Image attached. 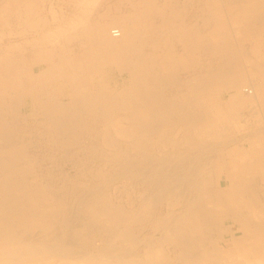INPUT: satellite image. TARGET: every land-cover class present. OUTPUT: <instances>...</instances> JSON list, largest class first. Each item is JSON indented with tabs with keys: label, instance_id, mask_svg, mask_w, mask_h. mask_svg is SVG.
Wrapping results in <instances>:
<instances>
[{
	"label": "bare ground",
	"instance_id": "1",
	"mask_svg": "<svg viewBox=\"0 0 264 264\" xmlns=\"http://www.w3.org/2000/svg\"><path fill=\"white\" fill-rule=\"evenodd\" d=\"M220 1H222V4L229 3V6L232 9H235L233 11L234 12L233 19L237 22V24L240 25V28L236 33L240 34L239 38L242 39V42L243 40L248 41L247 43H251L250 41L254 42V44L250 45L249 48H246L245 47L246 45L244 44L247 53L246 55L243 54V57H245L243 61L240 60L241 59V57H239L240 53L238 54L235 49L237 45L235 46V44L231 43L232 41L231 32H229V29L226 28V24L224 25L223 20H221L223 19L221 18L222 16L221 17L218 16L219 12L216 11L217 12L216 21H218L221 24V26L218 27V31H214V30L210 31L212 32V36H213L212 38L214 40H211L209 39V37L205 36L206 31H205V35L202 34L201 35L202 37H200V39H197V37L191 39L193 33L191 30L193 29L185 28L184 30L181 31L178 30L177 27L178 25L173 26L172 23L174 22H171L170 19H167L166 18L167 15L165 13L155 10L153 0H135V4L133 5L132 9H130V11L127 14L123 15L122 20L121 21L119 20L120 22L116 23V26L115 24L111 25L99 21L97 22L94 21V23H90L88 20L85 21L84 20L85 17H84L78 19L76 18V20L74 21L72 20L70 24L71 28L69 27L66 29L65 27V30L61 29L62 32H58L57 30V33L54 34L53 33L48 34V32L42 33V36L40 35L41 39L40 38L37 40L34 39V41L38 43L41 40L40 43H42L43 41L46 47L45 50L44 49L40 50V47L33 50L34 52L33 55L38 63L37 65L31 63L29 65L30 70L28 69L29 72H26L28 70L27 69L25 70V65L24 66L22 65L25 63H23L21 60L18 59V55H16L18 60L15 59L14 54H13L14 58L10 57L11 53L9 57L6 58L0 57V119L3 112L4 113L7 112L6 117L8 118L7 121H0V124H2L0 126V185H2L0 186V190H2L0 196L1 194L3 195V197L1 196V200H0V264H105L103 258H110L111 261H115L117 262V264H264V132L261 131L262 129L260 130L261 132L259 133V137L255 135V133L248 135L249 133L248 132L247 135L244 133L246 136L242 134L243 136L241 137L244 138L237 141L235 140L236 142L234 141L232 143L235 146L237 144L240 146H236L234 148L225 151H220L218 149L221 155L217 156L215 164L213 166L216 167L218 164L220 169L219 171H215L213 175L211 172H209L208 175V174H202L206 171L204 169V172L202 173L200 172V176H198L197 179L193 177L192 178L190 177L191 180L188 179L189 180V182L187 181L188 187L186 188L188 189V191H190V193L188 194L186 192L188 194L186 195L187 199H185L184 202L179 198L171 201L167 205V209L168 208L169 209L167 211L166 216L170 220L165 218L164 216L165 214L163 216H159L156 220H154L155 222L153 223V228H154V232L155 231L156 232L154 233L151 239L145 237L142 240L143 245L146 249V254L141 256L140 260L131 259V257L128 255L129 252L126 253L124 251L127 250L126 248L124 249V247H127L126 244L133 246V244L136 243V240L134 238L135 236L132 234L133 229L129 226L128 223L129 220L127 221V219L130 217V214L129 213L126 214V211L122 210V208L118 212L114 213L113 211L111 213L112 207L111 208L104 207L105 206L104 204L107 203L102 201L104 200L103 198L104 196L99 194L97 195L95 192L94 193L92 192L93 195L89 197L91 199L88 200L85 206V210L89 214L90 220L92 219L91 223H97L99 224V226L101 225L103 227H106L105 229L108 228L112 234V238L110 239L109 237L110 241H108V244L105 243L106 247H104V249L102 248L99 252H97L95 249L97 254H91V253L88 254L89 252L88 253H86V251L79 252L76 250L77 248L76 245H78L76 243L78 242L79 238L82 237L76 236V234L75 237L73 236L75 231L76 233H79V230L83 228L84 222L80 225L79 224L77 225L80 227L79 230L75 228L76 224H74V228L69 227L67 224L68 222L67 219L58 218L53 215V213H57V210L58 212H61V208H59L62 205L61 203H58L57 208L56 209L54 208L52 212H49L48 210L50 209L46 210L44 206L45 204L42 202L44 200V196L41 194V192H39L38 189H37L38 190L37 193L35 187L33 188V190L29 191V189L23 187L22 184L23 182L22 183L20 182L21 181L19 180L20 178L19 177L16 178L17 175H15L14 177L10 173L11 177L3 176L4 174H6L8 170H10L11 167L18 165L19 163H22L23 159L28 158L27 154L15 150V148H13L12 146L8 145L4 148L3 147L1 148V146L4 143L9 142V140L13 136L12 133H15L14 129L16 124L13 122V120L16 117V111L14 110L13 112V109L19 104L20 100L18 98H15L10 100V102H6L5 95L6 94L9 95V93L11 92L18 93L20 97L22 94L23 95L25 94L24 96H27V98L31 100V105L34 113L40 114V116H42L45 119L46 125H44V127L46 126V128H49L50 133L61 138L62 143L65 145L77 146L79 148L80 145L78 144L80 143V139H81L79 134L82 135V133L80 132H82L83 129H87L89 130V133H91V132H95V128H97L96 126L99 125L101 127H105V126L108 127V125L115 127L116 128L115 134L121 143L120 147L116 148L115 146V149L119 152V156L117 155L116 157L119 158L120 156H123V154L125 153L124 151L125 148L122 149V143L126 142L128 143V145L132 144L135 150H139L143 148L142 144L145 142L150 144L153 142L155 143L153 139L155 137H157L158 143H161L163 146L166 143V147L168 145H171L172 149L174 150L178 146L177 138H174L173 140H166L167 137L165 133L166 130H168L167 128L169 126L176 128L182 127L183 129L185 128L184 130L187 131L183 136L185 138H182V140L179 138L181 141H183L184 139L185 140L188 139L187 136H192L187 134H190L193 131H198V135L200 137L201 135L207 136L211 131V130L208 131L209 128L211 127L217 128L221 123L227 121L228 119L230 121L233 120L236 121L240 118L242 119V117L244 118L245 111H249L250 117L255 118L256 115L258 114V107L264 108V40L262 39L260 41V37L258 36V34H255L256 32H253L258 27L255 28L252 27V25L254 26V24H257L258 21H259V25L261 23L260 21L262 20V18L261 20H259L260 18L258 16L264 15V0L261 6H259L260 4L258 5V3L255 2V0H220ZM22 2L26 5V8L23 10L21 4L19 3V6L17 7V11L16 9L15 11L19 12V10H23L24 14L26 15L28 14V16L30 15L32 16L35 10L34 7L35 3H32L31 0L30 1L23 0ZM16 3H18V0H16ZM36 6L38 8V5ZM218 7H222V6H218ZM4 9L5 8H3V10ZM244 11H246V13L249 15L251 20L248 18L245 19L243 17ZM252 15H258V16H252ZM156 16H158V18H161L160 19L161 26L159 27L158 26L156 27V25H154V20ZM247 20L248 21L250 20V24H248ZM38 21H40V19ZM35 24L36 22H34V25ZM182 26H184V24ZM166 29L169 30V34L171 35L169 34L166 35L165 33V36H162L164 38H161V36L159 37L158 31L159 30L165 31ZM68 31L69 32L71 31L70 36L68 35L69 34ZM66 35H68L69 37ZM60 37H64V38L68 37L69 42L70 39L72 41L80 40V42L76 44L77 47L76 49L80 48L81 51L83 52L81 53L80 51L71 48L66 49L65 43H64L65 45L60 46V49L58 47L49 48L48 45L50 43L55 42L56 40H59ZM176 40L182 42L183 50H184V53H181L180 54L181 56L178 57L180 59L179 64H181V62L186 61L181 59L183 58V56L187 54L188 56H190L191 55L190 52H194V50H200V49L204 50V48L208 50L211 54H213L214 58L216 57L215 60L216 68L214 71L210 72L208 75L205 76H202L201 73L196 75L195 73L194 74L192 73L190 75L191 80L189 79V81L187 82V86L189 88L191 85V90L189 94H184L181 96L182 99L180 103H176L174 101H167L169 98L165 100L163 98V95H161L160 93L161 88H163V86L165 85L169 86V84L172 85L176 83V78H174L173 75H170L167 78H165L163 74L158 75L156 71V69L158 68V63H157L158 60L156 61V57H155L157 50L155 51L153 50V48L158 46L159 44H164V46H166L168 44L170 45L171 43H173V41ZM211 41H214V43H212ZM145 45L151 47V50L150 51L143 50ZM33 47L35 46H32V48ZM14 49L17 50V48ZM208 51H205V53H207ZM178 60L174 59V57H172L171 55L169 56L168 54H165V57L160 62L158 69L169 70L175 68L176 64L178 63ZM187 62L189 63V61ZM195 64L196 63H194V65ZM186 65L187 64H185V66ZM111 66L117 67L121 72L127 71L130 74V86L124 88L123 90L117 93L109 92L106 89V85L102 80V75L106 72V69L110 68ZM195 66L197 67V65ZM193 67L194 66H192L191 68ZM204 73H205V68H204ZM97 75L99 76V79L97 78V84H96L94 78ZM256 77L258 78L255 79ZM180 90H182V88ZM212 91L222 92L223 94H232L229 97L230 100L229 104L228 102L226 103L228 104V106L224 107V105H222L223 103L218 102L214 98ZM115 110H117V112L118 110L120 112H124V115L123 117L119 118L117 122L112 123V121L110 120L111 118H113L112 113ZM263 110L264 109H262L261 111L262 113H264ZM261 112L259 114H261ZM85 119H87L86 122ZM96 120H100V121L94 123V121ZM242 120L245 123H247L248 121V119L247 120L242 119ZM236 127L238 128L237 124ZM168 131L171 132L170 130ZM179 131L180 133L183 132L182 130ZM217 131L219 132V130ZM230 131H232L231 128ZM256 131L257 130H255V132ZM89 135L92 136V133ZM178 136H180V134ZM220 136H223V134L222 135L220 134ZM104 140H103L104 142L108 141L109 145L110 144L113 145L115 142L118 143L117 140L116 141L113 140L111 136L109 137L106 134L104 135ZM200 140L202 141V139ZM230 140L228 141L230 142ZM57 143L58 142H56V144ZM193 143H194L193 139L189 140L188 142V146H190L191 151L194 148L195 143L194 144ZM202 144H198L197 145L198 148H202L201 147ZM210 145H211V141H210ZM211 146H209V148ZM63 149L65 150V148ZM82 151L87 153L90 152L92 154L95 151V149H93V146L89 145L88 147L83 148ZM147 152L149 154V151ZM203 154L207 155V152ZM99 156L104 160L108 158L107 155L99 154ZM111 159L114 158L111 157ZM111 159L110 161H113ZM200 159L201 161L204 160L201 157ZM184 162L188 163L186 160ZM181 163L179 165H181ZM205 163H203L204 164L203 166H206ZM119 164H121V162ZM131 164L132 163H130V165ZM172 164L175 165V163ZM207 164L209 166L210 162H208ZM155 167L149 173L148 172L144 173L143 170L142 173V171L139 169L140 170L139 175L150 174L149 181L143 180L144 181L143 184L148 185L150 190L156 193V191H159V187L162 186V184H167V183L169 184L170 181H172V179L169 181V177H167L166 174L167 172L163 173L162 170H159V168L155 169ZM195 167H192L193 170ZM181 169L183 170L182 167ZM221 169H223V171L225 172L224 181L222 180L220 174ZM198 171L200 170L198 169ZM209 171H211V168L209 169ZM133 172L134 171H132V173ZM132 173L129 172V175ZM136 173L138 174V171ZM136 173L135 172L133 173L134 175L133 177H135ZM177 173L180 172L178 171ZM189 173H191V171ZM177 176H179V178L181 179V176L179 174H177ZM195 176H197V174ZM183 177H185V175ZM179 178H177V180L173 178L175 181L171 183L174 184V187L176 186L175 189L174 188L171 189L170 188L171 186L170 187L167 186L168 188H170L169 189V191L171 190L170 192H172V190L180 191V189H182L181 187H179L182 179L181 181H178ZM187 178L189 177H186V179ZM184 184L186 185L185 181ZM94 189L96 190V188ZM193 189H196V192L194 190V192L196 193V197L195 196L189 197L191 192H193L192 191ZM182 190L184 191V189ZM55 191L53 192L55 193ZM166 192L168 191L166 190ZM166 192L164 191L165 194L169 193ZM56 193L58 194L57 191ZM156 194L157 195L155 196H158L160 193L159 194L156 193ZM172 194L173 193H171L170 196H172ZM177 194H174V197ZM47 195H45V197ZM88 195L90 194L88 193ZM152 196L149 200H152L151 203L154 204L153 202H155L157 197L155 199L154 195ZM59 197L60 196L58 195V198ZM79 199L80 197H78V200ZM83 199L85 198L83 197L82 200ZM147 199L144 202H147L148 204L149 201ZM164 199L165 198L163 197L161 202ZM57 202H62V201H57ZM109 202L111 203V201ZM154 208L156 209V207ZM80 210L83 211V208H81ZM85 210L84 212L86 213ZM75 211L73 210L74 213ZM84 212L83 214H85ZM116 213L121 215L120 216L116 215ZM88 214H86V216ZM132 214L134 215V213ZM75 216L73 217L70 216L69 218L75 219ZM135 216L136 215H134V217ZM81 217L78 220H80ZM82 219L80 221H82ZM229 219L238 221L240 223L239 230H237L236 233L233 231L232 226L225 225L224 222L228 221ZM76 220L77 219H75V221ZM87 225H89V223ZM96 227L94 228V231ZM39 228H42L44 233L48 232V230L50 229H52V231H55V233L53 232L54 235L52 237L49 235L50 236L49 238H47L45 234L43 235L38 232H36L34 235H29V236L27 235V233L25 234V232L28 231L30 232V230L35 231ZM58 230H61L60 231L61 233ZM102 230L103 229H101V231ZM69 231H72L73 234L70 235L72 236V238L70 237V239L67 240L68 238L67 235ZM157 232L162 234V236L159 239L155 237L157 235ZM87 233L89 234L88 230ZM227 237H229L228 240H226ZM73 238H75L76 240H73L72 242L71 239ZM82 243L83 242H81V245ZM91 244H93V242ZM167 245L169 246L168 249H170L172 253L166 250ZM134 254H136V252ZM130 255L132 256V254ZM25 257H30V259H26Z\"/></svg>",
	"mask_w": 264,
	"mask_h": 264
},
{
	"label": "rangeland",
	"instance_id": "2",
	"mask_svg": "<svg viewBox=\"0 0 264 264\" xmlns=\"http://www.w3.org/2000/svg\"><path fill=\"white\" fill-rule=\"evenodd\" d=\"M22 1L23 0H18V3H16V0H0V57H2V58L9 57L10 53H11L10 57L14 58V55H15V59L16 60L19 59L23 63H25V64H22L23 66L25 65V70L26 69L28 70L30 68L29 65L31 63H34L35 65H37V63H38L35 60V57L33 55V53H34L33 50L36 49V48H39V47H40V50H43V49L45 50L46 45H44L45 43H43V41H42L43 44L40 43L41 40L38 43L34 41V39L35 40H37L39 38L41 39L42 33L48 32V34H51V33L54 34V33H57V30H58V32H62L61 29L65 30V27H66V29L70 27V24H71L72 20L74 21V20H76V18L78 19V18H84V17H85L84 20L85 21L88 20L90 23H94V21L95 22L99 21V22H104L106 24H111V25L115 24V26H116V23L120 22L122 20V18H123V15L127 14L130 11V9H132L133 5L135 4V0H34V1L31 0L32 3H35V5L34 4L33 5L35 7V10H37V11L34 10V13L32 14V16L31 15L28 16V14L26 15V14L23 13V10L26 8V5ZM166 1H167V3H166ZM255 2H257L258 5L260 4L259 6H261L263 0H255ZM19 3L21 4V7L23 8V10H19V12H16L17 11V7L19 6ZM153 3H154V8H155L156 11H160V12L165 13L167 15L166 18L170 19L171 22H174V23H172L173 26H177L178 25L177 26L178 30L181 31V30H184L185 28L193 29V30H191L193 32V33L191 32L192 33L191 39H194L195 37H197V39H200V37H202L201 35L202 34L205 35V31H206V35L205 36L209 37V39H211V40H214L212 38L213 37L212 36V32H210V31H213V30L214 31H218V27L221 26V24L218 21H216V16H217L216 13L219 12L218 16L219 17L222 16L221 18H223V19H221V20H223L224 25L226 24V28L229 29V32H231V35H232L231 43L235 44V46L237 45L235 47V49H236L238 54L240 53L239 54L240 56L239 55L238 56L241 57V59H240L241 61H243V59L245 58V57H243V54L246 55V53H247L245 47L249 48L250 45L254 44L253 41H250L251 43H247L248 41H244L243 40V42H242V39L239 38L240 34L239 33L237 34L236 32L240 28V25L237 24V22L233 19V16H234L233 15L234 14L233 11L235 9H232L229 6V3L228 4H222V1H220V0H153ZM36 5H38V8H37ZM218 6H222V7L224 6V7L222 8V7H218ZM27 7H29V6H27ZM3 8H5V9L3 10ZM15 9H16V11H15ZM223 11L225 12V15H224ZM260 11H262V10H260ZM82 12H84V13H82ZM35 13H36V15H35ZM37 14H39L40 16L37 15ZM24 16H25V18H24ZM252 16H258V15H252ZM27 17H28V19H27ZM156 17H155V20H154V25H156V27L157 26L159 27V26H161V20H160L161 18H158V16H156ZM197 17L200 18V19H198ZM243 17L245 19L248 18V19L251 20V18L246 13V11H244ZM258 17L260 18V19L258 18L259 20H261V18H262V20L260 21L261 23L259 25V21H258L257 24H254V26L252 25V27H255V28L258 27L257 29L254 28L255 31H253V30L252 31L256 32L255 34H258V36L260 37V41H261L262 39L264 40V15L263 16L259 15ZM88 18H90V19H88ZM226 18L227 19L230 18V19L227 20ZM39 19H40V21H38ZM250 20L249 21L247 20L248 24H250ZM29 21H30V23H29ZM192 21H193V23H192ZM34 22H36L35 25H34ZM198 23L200 24V26H199ZM183 24H184V26H182ZM43 25H44L45 28L43 27ZM214 27L217 28V29H215ZM45 29H47V30H45ZM59 30H61V31H59ZM165 31L159 30L158 31V36L159 37L161 36V38H164L162 36H165V33H166V35L169 34V30L168 29H166ZM68 33H69L68 35L70 36L71 35V31L70 32L68 31ZM68 35H66V36H68ZM169 35H171V34H169ZM38 36H40V37H38ZM68 37H65V38L64 37H60L59 40H56L55 42L50 43V44L48 43L49 45L48 44L47 45L49 46V48H52V47L57 48L58 47L60 49L61 45H65L66 44L65 45L66 49H68V48L76 49L77 48L76 44L78 42H80V40L72 41L70 39V42H69L68 41ZM27 40H28L29 43L27 42ZM176 42L178 43V46H177ZM211 42L214 43V41H211ZM24 43H25V45H24ZM30 44H31V46H30ZM13 45H16L17 47L13 46ZM32 46H35V47L32 48ZM175 46H176V48H175ZM12 47L17 48V50L12 48ZM238 47H240V48H238ZM7 49H8V51H7ZM27 49H29V50H27ZM168 49H169V51H168ZM76 50L80 51L81 53L83 52V51H81L80 48L76 49ZM143 50L150 51L151 47H148V46L145 45ZM153 50L154 51L157 50L156 54H155V57H156V61L158 60L157 61L158 68H159L160 62L165 57V54H168L169 56L171 55L172 57H174V59L178 60L179 59L178 57L181 56L180 54L184 53L182 42H179L178 40L173 41V43H171L170 45L168 44L166 46H164V44H159L158 46L154 47ZM205 51H208V50H206L204 48V50L200 49V50H194V52H190V54H191L190 56H188V54H187V55L183 56V58H181L184 61L186 60L185 61L186 63L185 62H181V64H179L180 63V59H179L175 68H172V69H169V70H166V69H161L160 70L158 68L156 69L158 75L159 74H163V76L165 78L169 77L170 75H173L174 78H176V83H174L172 85L169 84V86L165 85V86H163V88H161L160 93H161V95H163V98L165 100H167L169 98L167 101H174L176 103H180L181 99H182L181 96L184 95V94H189V92L191 90V85L188 88L187 82L189 81L190 75L192 73L193 74L195 73V75L201 73L202 76H205V75H208L210 72L215 70V68H216V61H215L216 57L214 58L213 54H211L208 51L207 53L209 54V56L211 55L209 57L208 54L205 53ZM243 51H244V53H243ZM169 52H170V54H169ZM4 53H5V55H4ZM15 53H17V54H15ZM16 55H18V59H17ZM199 55H200V57H199ZM210 60H211V62H210ZM187 61H189V63ZM214 62H215V64H214ZM182 63H184V64H182ZM194 63H196L195 65H197V67L194 65ZM207 63H208V65H207ZM185 64H187V65L185 66ZM203 64H204V66H203ZM209 64H210V66H209ZM189 65H191V66H189ZM192 66H194V67L191 68ZM188 67H189V69H188ZM207 67H209V68H207ZM204 68H205V73H204ZM29 70L26 71V72H29ZM169 72H171V73H169ZM97 78L99 79L98 75L94 78V81H95L96 84H97ZM257 78L258 77H256L255 79H257ZM102 80H103V82L106 85V89L109 92H112V93L120 92L124 88L130 86V74L127 71H123V72L119 71V69L117 67H115V66H111L110 68L106 69V72L102 75ZM181 80H182V83H181ZM177 81H180V82H177ZM180 84H181V87H180ZM181 88H182L183 91L180 90ZM212 94L214 95V98L218 102L223 103L222 105H224V107L228 106L229 101H230L229 97L232 95V94H223L222 92H213V91H212ZM24 95L22 94L21 97H20V95H18V93H16V92H11V93H9V95L8 94L5 95L6 102H10V100L15 99V98H18L20 100V102L13 109V112H14V110L16 111V117L13 120V122L16 124L14 131H15L17 136L15 135V133H12L13 134V136H12L13 138L11 137L9 142L8 143H4L1 146V148L2 147L4 148V147H6L8 145L12 146L13 148H15V150H17L19 152H24L25 154H27L28 158H26V159H28V160L23 159L22 163H19L18 165H16L17 167L16 166L11 167L10 170H8L6 172V174H4L3 176L11 177V175H12V176L15 177V175H17L16 178L17 177L20 178L19 180H21L20 181L21 183L23 182L22 183L23 187H25L26 189H29V191L33 190L34 187H35L36 190L38 189L39 192H41V194L44 196V200L43 201L41 200V201L45 204L44 206H45L46 210L50 209V210H48L49 212H52L54 208L55 209L57 208V204L61 203L62 205L59 207V208H61V212H58V210H57V213H53V215L58 217V218L67 219L68 222L70 224H72V225H70L67 222L69 227L74 228V224H76L75 228H77L79 230L80 227L77 226V225L78 224L80 225V224H82L84 222L83 228H81L79 230V233H76V231H75L74 234H73L72 231H69L70 234L68 233L67 240L70 239V237L72 238V236H70L72 234H73L74 237H75V234H76V236H81L83 238V240H82V238H79V240L77 239L78 242L76 244H78V245H76L77 246L76 250L79 251V252L80 251L81 252H85L86 251V253L89 252L88 254H90V253L91 254H97V252H99L102 248L104 249V247H106V244H108V241H110V239L112 238V234H111V232L109 231L108 228L105 229L106 227H103L101 225L99 226V224H97V223H91L92 219L90 220V218H89L90 216L87 213V211L85 210V206H86L88 200L91 199L89 197H91V195H93L94 192L97 195L99 194V195L104 196L103 197L104 200H102V201L103 202H107V203L104 204L105 205L104 207H106V208L107 207L108 208L112 207L111 208L112 209L111 213L113 211H114V213L118 212L122 208V210L126 211V214L127 213L130 214V217H129L130 219L128 218L127 221L129 220V222H128L129 226L133 229L132 230V234L135 236V237L134 236L133 237L135 238L136 243L133 244V246L126 244L127 247H124V249L126 248L128 251L127 250H124V251L126 253L129 252L128 255L131 257V259L140 260L141 256L146 254V249H145V247L143 245L142 240L145 237L151 239L153 237L154 233L156 232V231L154 232V228H153V223L155 222L154 220H156L159 216H163L164 214H165L164 215L165 218L169 219L166 216L167 211L169 209V208L167 209V205L171 201L179 199V198H180V200H182L184 202H185V199H187L186 195H188L190 193V191H188V189L186 188V187H188V185H187L188 182H189L188 179L191 180L192 177L197 179L198 176H200V172L201 173L204 172V169L207 172L205 171L202 174H208L209 175V172H211L212 175H213L215 171H219L220 170L218 164H217L216 167L213 166L215 164L217 156L221 155V153H219L220 151H225V150L234 148L236 146H240L238 144L235 146L232 143L235 140L237 141V140H241L242 138H244V137H241V136H243L245 134L247 135L248 132H249L248 135L252 134V133H255V135H257L258 137H259V133L261 131L264 132L263 131L264 130V116H263L264 113L261 112L262 109H264V108L258 107V114L256 115V117L254 116L255 118L250 117V112L249 111H245L244 118L242 117V119H244V120L248 119L247 123H245L241 118L236 120V121L235 120L230 121L228 119L227 121H224L223 123H221V124H224V125L220 124L219 127H217L218 129L217 128H213V127L209 128L208 131L211 130L212 132L210 131V133L207 136L201 135V137H200L198 135V131H193V132L191 131L193 134L190 133V134H187V135H192V136H187L188 139H186V140L184 139L183 141H181L182 138H185L183 136L185 135V132H187L186 130H184L185 128L183 129L182 127H179V128L177 127L176 128V127H170L169 126L167 129L170 130L171 132L166 130V133H165L166 137H167L166 140H173L174 138H177V145L178 146L174 150L172 149L171 145H168L166 147V143H165L164 146L161 143H158L157 137L153 138L155 143L153 142V143L150 144V143H146L145 142V143L142 144L143 148H141L139 150H135L134 147L132 146V144L128 145V143H126V142L122 143V149L125 148L124 149L125 153L123 154L124 158H123V156H120V158H119V157H116L117 155L119 156V152L115 149V146H116V148L120 147L121 143H120V141L118 140V138H117V136L115 134V129H116L115 127L110 126V125H108V127L107 126L101 127L100 125L96 126L97 128H95V132H91L92 136L89 135V134H91V133H89V130L83 129L82 132H80V133H82V135L79 134L80 138H81L80 139V143L78 144V145H80L79 148L77 146L65 145V144L62 143L61 138H59L58 136H55L54 134L50 133L49 128H46V126L44 127V125H46L45 119L42 116H40V114H35L34 113L32 105H31V100L29 98H27V96H24ZM173 96H175V97H173ZM227 102H228V104H226ZM116 112H117V110L113 111V113H112V117L113 118H111V120H110V121H112V123L117 122L119 120V118L123 117V115H124V112H120L119 110H118L117 113ZM260 112H261V114H259ZM263 112H264V110H263ZM6 113L7 112H5V113L3 112L0 121H7L8 118L6 117V115H7ZM245 116H246V118H245ZM31 118H32V120H31ZM261 118H262V120H261ZM9 120H12V119H9ZM30 120H31V122H30ZM40 121H42V122H40ZM86 121H87V119H85V122ZM97 121H100V120H96V121H94V123L97 122ZM249 123H252V124H249ZM236 124H237L238 128L236 127ZM1 125L2 124H0V126ZM40 125H42V126H40ZM250 125H252V126H250ZM234 126H235V128H234ZM262 126H263V128H262ZM47 127H49V126H47ZM128 127H129V125H128ZM226 127L228 128V130H227ZM254 127H255V129H254ZM230 128H231L232 131H230ZM108 130H110V131H108ZM179 130H182L184 133L183 132L180 133ZM217 130H219L220 133ZM242 130H243V132H242ZM255 130H257V131L255 132ZM215 131H216V133H215ZM42 132H43V134H42ZM111 133H112L113 136L111 135ZM217 133H219V134H217ZM45 134H46V136H45ZM105 134L107 136H109V137L111 136L113 140H115V141L117 140L118 143L115 142L113 145H111V144L109 145L108 141L104 142L105 141L104 140V135ZM179 134H180V136H178ZM220 134L221 135L223 134V136H220ZM170 136L172 137V139H171ZM231 136H233V137H231ZM191 137H193V138H191ZM204 137H206V138H204ZM50 138L51 139L53 138L52 141H51ZM86 138H88L89 140L86 139ZM214 138H215V140H214ZM192 139H193V142L196 145L193 143L194 144V148L191 151L190 146H188V142H189V140H192ZM200 139H202V141ZM208 139H209V141H208ZM226 139H227V141L230 140V139L231 140H230V142L229 141L227 142ZM59 140H60V142H59ZM178 140H180V141H178ZM204 140H205V142H204ZM82 141H83V143H82ZM91 141L93 142V144H92ZM210 141H211V145L212 146L210 145ZM218 141H219V144H218ZM56 142H58V143L56 144ZM181 142H182V144H181ZM206 142H209V143H206ZM69 143H71V142H69ZM89 143H91V144H89ZM223 143H225V144H223ZM226 143H227V145H226ZM198 144H202L201 145L202 148H198V146H197ZM61 145H62V147L64 146L63 148H65V150L61 147ZM89 145L93 146V149H95V151L93 152L94 154L92 153L93 155L90 152H88L89 153L88 154L87 152L82 151L83 148H86ZM94 145L96 146V148H95ZM208 145L212 147V150H211V147L209 148ZM220 145H221V148H220ZM185 146H186V148H185ZM69 149H71V150H69ZM132 149H134L135 151L132 150ZM79 151H80L81 154L79 153ZM110 151H112V152H110ZM127 151H128V153H127ZM147 151H149L150 155L148 154ZM153 151H154V153H153ZM176 152H178V153H176ZM200 152H202V153H200ZM205 152H207V155L203 154ZM208 152H209V155H208ZM152 153H153V155H152ZM99 154L107 155V157L109 159L107 158L106 160H104V159L100 158ZM138 154H139V156H138ZM140 154H142V155H140ZM184 154H185V156H188V157H185ZM31 155H32V157H31ZM210 155H211V157H210ZM193 156H195V157H193ZM96 157H98V158H96ZM111 157L114 158V159H111ZM191 157H193V158H191ZM200 157L203 158L204 160L202 159L203 161H201ZM103 158H104V156H103ZM132 158H134V159H132ZM110 159L113 160L114 162L110 161ZM120 159H121V161H120ZM144 159H145V161H144ZM122 160H124V161H122ZM133 160L136 161V162H134ZM172 160H173V162H172ZM181 160H183V161H181ZM185 160L188 163L184 162ZM205 160H206V163H205ZM127 161L128 162L130 161V162L128 163ZM120 162H121V164H119ZM171 162L175 163V165L172 164ZM179 162L180 163L182 162L181 165H179L180 164ZM208 162H210L209 166L207 164ZM130 163H132L131 165H133V166H131ZM203 163L206 164L207 168H206V166H203L204 165ZM127 164H129L130 166L127 165ZM182 164H183V166H182ZM167 166L169 167V169H168ZM198 166H200L202 168H200ZM154 167H155V169L159 168V170H162L163 173L167 172L166 174H167V177H169V181L172 179V181H170L169 184L167 183L168 185L167 184H162V186L159 187V191H156V193H158V194L160 193L158 196H155L157 194L155 192H153L152 190H150L148 185L143 184L144 183L143 180H145V181L148 180L149 181L150 174H148V175L147 174L146 175L140 174L139 175V171L140 170L141 171L143 170L144 173L145 172L149 173L152 169H154ZM181 167L183 168V170L181 169ZM188 167H191V168H188ZM192 167H195L194 168L195 171L193 170ZM18 168H21V169H18ZM124 168H126V169H124ZM179 168H180V170H179ZM197 168L200 171H198ZM210 168H211V171H209ZM190 169H192V170H190ZM147 170H149V171H147ZM132 171H134L135 173L138 171V174L136 173L135 177H133L134 176L133 175L134 172L132 173ZM143 171H142V173H143ZM178 171L180 173H177ZM186 171H188V172H186ZM190 171H191L192 174L189 173ZM129 172L132 173V174L129 175ZM10 173H11V175H10ZM124 173H125V175H124ZM169 173L171 174V177H170ZM175 173H177V174H179L181 176L182 181L179 178V176H177V174H175ZM195 173L197 174V176H195L196 175ZM18 174H20V175H18ZM189 174L192 175V176H190ZM220 174H221L222 180L224 181L225 180V172L223 171V169H221ZM182 175L183 176L185 175V177H183ZM93 176H94V178H93ZM141 177H143V178H141ZM176 177L180 179V180L178 179V181H181V184L179 185V187L184 189V191L182 189H180L181 192L179 190L178 191L177 190H175V191L172 190V192H170L171 191V190L169 191L170 188L171 189H173V188L175 189L176 188V186L174 187V184H171L173 181H175L173 178H175L177 180ZM186 177H189V178L186 179ZM23 178H24V181H23ZM184 181H185L187 186L184 184ZM131 182H133V183H131ZM139 182H140V184H139ZM0 186H2V185H0ZM36 186H38V187H36ZM163 186H164V189H163ZM167 186L168 187L171 186V187L168 188ZM193 186H195V185H193ZM78 188H79V190H78ZM94 188H96V190ZM38 190L36 191V193L38 192ZM55 190L58 192V194L56 193ZM166 190L169 193L166 192ZM194 190L196 192V189H193L192 190L193 192H191L189 197H192V196L196 197V193L194 192ZM53 191H55V193ZM161 191H162V193H161ZM164 191L166 193H168V194H165ZM176 191H177L178 194L176 193ZM103 192H105V193H103ZM151 192H153V193H151ZM0 193H2V190H0ZM85 193H86L87 196L85 195ZM88 193L90 195H88ZM171 193H173L172 194L173 197L170 196ZM174 194H177L178 196L175 195V197H174ZM45 195H47V196L45 197ZM58 195L60 196L59 198H58ZM152 195H154L155 199L157 197L156 200L158 202L155 200V202H153L154 204L151 203L152 200H149V199L151 198ZM1 196L3 197L2 194H1ZM1 196H0V200H1ZM168 196H169L170 199L168 198ZM78 197H80V199H81V200L79 199L80 201L78 200ZM83 197L85 198V199H83L84 203H83V200H82ZM163 197L165 199L161 202ZM146 199L149 201L148 204H147V202H144V201H146ZM57 201H62V202H57ZM109 201H111V203ZM160 203H162V204H160ZM140 204H141V206H140ZM122 206L124 207V209H123ZM154 207H156V209ZM77 208H78V210H77ZM81 208H83V211L80 210ZM73 210L74 211L76 210L75 213H77V214H75L73 212ZM84 210L86 211V213L84 212ZM153 211H154V213H153ZM83 212L85 214H83ZM132 213H134V215H136V216L134 217V215ZM78 214H79V216H78ZM86 214H88V215L86 216ZM146 214H147V216H146ZM72 215L73 216L76 215L75 219H77V220L82 216L84 221H83L82 217H81L82 221H80L81 219L78 220V221L77 220L75 221L74 218H69L70 216L73 217ZM116 215L120 216L121 214H117L116 213ZM131 216H133V217H131ZM139 217H140L141 220L139 219ZM135 218H137V219H135ZM69 219L70 220L72 219L71 221L74 222V223H72ZM138 220H140V221H138ZM87 221H88L89 225L92 226V227L87 225L88 224ZM142 223H143V225H142ZM224 223H225V225L232 226L233 227V231L235 233L237 232V230H239L240 223L238 221L229 219L228 221H225ZM95 227H96V229L94 231ZM84 228H86V229L88 228L87 230H88L89 234L87 233V230L84 229ZM101 229H103V230L101 231ZM106 230H108V231H106ZM40 231H42V232H40ZM58 231L60 232L61 230H58ZM36 232L41 233L43 235L45 234L47 238H49L50 236L52 237L54 235V233H55V231H52V229H50V230H48V232L44 233L43 229L39 228V229H37L35 231H31L30 230V232L29 231L25 232V234L27 233V235L29 236V235H34ZM103 232H105L106 234L103 233ZM143 232H145V233H143ZM85 233H87V234H85ZM101 235H103V236H101ZM161 236H162V234L157 232V235L155 237L157 239H159ZM105 237H106V239H105ZM109 237H110V239H109ZM228 239H229V237L226 238V240H228ZM73 240H76V239L75 238L71 239L72 242H73ZM92 240H94V241H92ZM91 241L93 242L94 246H93V244H91L92 243ZM81 242H83L84 245H83V243L81 245ZM83 248H85V249H83ZM168 248H169V246L167 245L166 246V250L168 252L172 253L171 250L168 249ZM95 249H96L97 252L95 251ZM97 249H99V250H97ZM135 252H136V254H134ZM130 254H132L133 257ZM25 258L26 259H30V257H25ZM103 261H104L105 264L106 263L109 264L110 262H111L110 264H115V263L117 264V262L111 261L110 258H103Z\"/></svg>",
	"mask_w": 264,
	"mask_h": 264
}]
</instances>
